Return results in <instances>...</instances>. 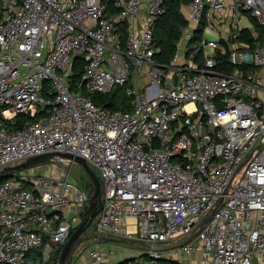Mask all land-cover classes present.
I'll return each mask as SVG.
<instances>
[{
    "label": "built area",
    "instance_id": "built-area-1",
    "mask_svg": "<svg viewBox=\"0 0 264 264\" xmlns=\"http://www.w3.org/2000/svg\"><path fill=\"white\" fill-rule=\"evenodd\" d=\"M165 2L0 0V168L45 151L82 156L101 180L92 232L172 242L195 231L148 250L150 260L264 264V42L238 38L244 11L264 26V0H190L176 52L162 63L154 30ZM224 7L228 48L203 33L191 41L202 19L219 26ZM217 49L232 71L215 69ZM77 55L84 64L72 84ZM129 80L130 111L91 97ZM71 162L56 156L0 181V264H35L37 250L51 254L79 224L90 189L72 179ZM91 241V264H115L100 238ZM151 263L139 254L133 264Z\"/></svg>",
    "mask_w": 264,
    "mask_h": 264
},
{
    "label": "trees",
    "instance_id": "trees-1",
    "mask_svg": "<svg viewBox=\"0 0 264 264\" xmlns=\"http://www.w3.org/2000/svg\"><path fill=\"white\" fill-rule=\"evenodd\" d=\"M190 3V0H166L164 5V12L162 15H160L157 18L156 21V27L154 30V42L155 45L159 48V51L155 54V58L162 62V63H168L169 60L174 56L176 52V43L179 40L181 36L182 28L187 24L188 20L186 17V14H184L182 7L184 4ZM253 20V27L256 32V36L254 35V32L251 31L250 28L244 27L241 29L240 36L238 37L240 40H244L248 42V45L250 47H255L261 42H264V26L258 24L255 19L250 16ZM205 27V20L202 19L200 22H198L194 33L192 37L190 38L191 41H196L203 33ZM123 42L125 41V33L126 28L123 26ZM228 46V45H227ZM217 52V64L215 66V69L222 72H230L234 68V65L227 59V53L221 52L220 50H216ZM202 50L200 49L199 52L196 55V60L199 63H202ZM84 64V58L82 55H77L74 57L73 63H72V72L75 79H78L80 77L82 67ZM243 69H247L250 67V65H242ZM252 68V66H251ZM114 87V86H113ZM112 87V88H113ZM110 89L107 92H95L91 94L92 99L100 106L105 107L109 110H119L117 106V102L114 98V93H112L113 89ZM46 91H44V94ZM127 97V96H126ZM125 108L124 110H120L122 112H127L132 109V102L129 100V97L127 99H124ZM44 112L37 113L34 117H29V115H26L25 113H19L15 123L13 124L15 127L19 125H23L24 121L26 119L35 120L38 119L41 115H43ZM9 174H4L2 176V179L7 177ZM1 179V180H2ZM0 180V181H1ZM60 247L55 248L50 255L49 259L46 261H42L41 256L42 252L41 249L37 250V256H35V264H57ZM142 254L145 256V258H148L149 254L146 249H142ZM166 259H157V261L152 262V264H165Z\"/></svg>",
    "mask_w": 264,
    "mask_h": 264
},
{
    "label": "water",
    "instance_id": "water-1",
    "mask_svg": "<svg viewBox=\"0 0 264 264\" xmlns=\"http://www.w3.org/2000/svg\"><path fill=\"white\" fill-rule=\"evenodd\" d=\"M56 156L68 157L72 161L80 163L84 169L85 175L83 176L87 178L90 189V198L88 206L79 224L72 230L68 239L62 244L57 264H70L77 249H79L84 242L91 240L93 237H98L101 240H111L115 242H127L135 244L139 247L146 249L147 251H164L177 247L182 243L191 240L196 234V232L193 231L191 234L187 235L183 239H179L177 241L172 242H160L155 240L147 241L132 236L98 234L92 232L90 230V227L93 223L95 216L101 210L103 205V200L101 197V180L96 170L87 162L84 157L74 155L70 152L53 150L30 155L21 162L15 164H8L0 168V177L6 174L9 170L19 169L38 162H47ZM208 218L209 216H207L203 221H206Z\"/></svg>",
    "mask_w": 264,
    "mask_h": 264
},
{
    "label": "crops",
    "instance_id": "crops-1",
    "mask_svg": "<svg viewBox=\"0 0 264 264\" xmlns=\"http://www.w3.org/2000/svg\"><path fill=\"white\" fill-rule=\"evenodd\" d=\"M189 3L184 4L183 8L185 10H188ZM225 8V9H224ZM220 10H216V15L219 19V26H217V29L220 32V40H226L228 38L229 33V23L231 20L232 12L228 11L226 7H224ZM248 13V12H247ZM185 14V12H184ZM187 15V14H186ZM242 17V13H241ZM245 20L242 28L244 27H251L249 26V15L244 16ZM218 21V20H217ZM207 26L204 27L203 34L205 35V30ZM226 44V43H225ZM228 42L226 44V47L228 48ZM91 242H88L85 245V247L80 246L79 249H77L76 253L73 256V259L70 264H91V259L89 257L87 247L90 245ZM125 243V242H124ZM127 243V242H126ZM131 244V243H129ZM129 249L123 246L122 244H116L115 241L111 240H102L101 241V250L104 254H106L108 262L115 263V264H133L136 257L139 256V254H142V247H139L135 244ZM152 264V263H151Z\"/></svg>",
    "mask_w": 264,
    "mask_h": 264
},
{
    "label": "rangeland",
    "instance_id": "rangeland-1",
    "mask_svg": "<svg viewBox=\"0 0 264 264\" xmlns=\"http://www.w3.org/2000/svg\"><path fill=\"white\" fill-rule=\"evenodd\" d=\"M182 10H183V12H185V14H187V10H185V8H183L182 7ZM245 14L246 15H249L247 12H242V17H240V19H239V25L240 26H242L243 25V23H244V20H245V18H244V16H245ZM250 17V16H249ZM248 24H249V26L251 25V26H253V20H252V18H249V22H248ZM205 36L206 37H208V38H212V39H215V40H220V32H219V30L217 29V26H214V27H212V26H207V28H206V30H205ZM226 42V44H227V41H225ZM213 50V48H208V51L210 52V51H212ZM69 77H70V79H71V82H72V84H75L76 82H78V79H79V77H78V79H75V77L73 76V72H71V74L69 75ZM129 86H131V80H129L128 82H126V84H124V85H119V84H116V85H114V87L112 88L113 89V91H112V93H114V98H115V101L117 102V106H118V108H119V110H124V108L126 107L125 106V103H124V99H127V97H129V100L131 101L132 100V96L127 92V89H128V87ZM98 92V91H97ZM93 93H95V92H93ZM92 93V94H93ZM102 94H103V92H101ZM127 96V97H126ZM132 104V103H131ZM57 163H58V165H63V162L60 160V159H56L55 160ZM70 173H71V177H72V179L77 183V185L79 186V187H81L83 190H89V182H88V180H87V178L86 177H84L83 175H85L84 174V169H83V167L81 166V164L80 163H78V162H75V161H73V162H71L70 164ZM69 165H66L65 167H69ZM50 169V168H49ZM19 169H14V170H9L6 174H12V173H15V172H17ZM95 170H96V168H95ZM240 174H241V171H239L238 173H237V177L238 176H240ZM2 179V176L0 177V180ZM88 242H91L92 243V241L91 240H88V241H86V242H84L81 246L82 247H85V245L84 244H86V243H88ZM116 244H122L123 246H125L126 248H130V247H132L133 245H131V244H129V243H124V242H115ZM52 254V253H51ZM51 254H49V255H46V256H41V259H42V261H46L47 259H49V257H50V255ZM147 261H149L150 263L151 262H155V261H157V260H153V261H151L150 260V258L148 257L147 258Z\"/></svg>",
    "mask_w": 264,
    "mask_h": 264
}]
</instances>
